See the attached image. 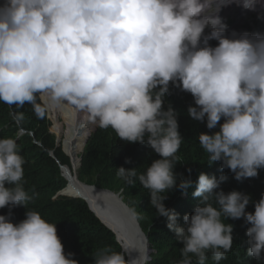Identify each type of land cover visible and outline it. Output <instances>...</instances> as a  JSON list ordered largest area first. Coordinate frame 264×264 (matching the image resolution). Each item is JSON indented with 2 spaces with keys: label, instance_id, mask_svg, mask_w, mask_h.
<instances>
[{
  "label": "clouds",
  "instance_id": "obj_1",
  "mask_svg": "<svg viewBox=\"0 0 264 264\" xmlns=\"http://www.w3.org/2000/svg\"><path fill=\"white\" fill-rule=\"evenodd\" d=\"M253 18L264 25V0H0V102L19 108L30 104L39 118L47 114L56 147L33 139L64 184L54 199H84L100 219L114 223L126 243L128 261L123 252L105 248L94 255L95 264L138 260L131 261L127 234L96 211L89 197L70 192L73 175L99 194L113 193L135 215L143 232L144 264L154 251L149 254V234L123 190L79 177L85 147L100 128L108 129L134 159L151 155L145 172L137 176L136 169L122 165L117 175L148 190L152 207L168 218L167 227L183 245L178 264H193V256L196 264H206L209 252L215 264L234 256L241 264H264V197L232 191L230 183L216 191L227 178L194 174L185 154L189 175L179 179L178 187L185 194L190 189L186 195L194 211L180 226L179 214L164 204L177 187L174 169L181 148L197 149L186 142L190 120L210 165L222 161L221 169H230L236 180H258L260 174L264 183V170L259 173L264 168V34L248 33ZM177 92L186 96L170 102ZM42 96L74 106L94 125L77 170L65 147L68 125L59 116L63 132L52 128L55 121ZM26 132L21 127L17 140L0 138V264H79L61 242L64 213L40 195V187L52 183L42 178L33 184L31 164L24 167L17 141ZM99 194H92L98 208L110 205ZM249 203L255 204L254 212L246 211ZM227 218L244 220L233 231Z\"/></svg>",
  "mask_w": 264,
  "mask_h": 264
},
{
  "label": "trees",
  "instance_id": "obj_2",
  "mask_svg": "<svg viewBox=\"0 0 264 264\" xmlns=\"http://www.w3.org/2000/svg\"><path fill=\"white\" fill-rule=\"evenodd\" d=\"M249 34H264V25L255 18L248 20ZM209 44L215 47L217 44L209 41ZM173 90L169 86V92ZM186 96L183 92L175 93L170 102H176ZM39 103V101H37ZM223 123V120L221 121ZM24 128L27 132L18 141L21 149V154L25 158V166L31 164L29 172L33 184L39 182L42 178L48 179L52 184L42 188L41 196L48 199L51 205L61 210L66 217V225L62 228L61 242L64 245L65 253H72L73 259L79 261V264H95L94 255L102 250L109 249L111 251L123 252L125 260L128 261V249L123 237L114 225L113 222L100 219L88 206L87 202L81 198L71 196H61L54 199L57 191L64 187L60 184L58 178V170L53 166L51 158L48 154L40 151L38 144L34 143V139H41L45 146L51 148L56 147L55 136L50 133L51 121L47 114L43 118L37 117L30 104H25L22 108L15 105H7L0 102V138L12 137L17 140L19 130ZM186 127V126H185ZM219 131V127L217 129ZM33 133V134H32ZM199 131L195 129L193 121L190 120L187 125L186 135L187 143H196L197 149L188 152L189 148L185 146L180 151V159L178 168L174 169L177 176V187L169 190L170 198L164 201L168 209L174 210L179 214L178 224L184 225L183 217L185 214L193 213V200L191 197L183 193L178 185L179 179L189 175L188 169L185 167V154L189 163L195 165V172L200 171L208 174L210 177L215 176L219 179L225 176L227 179L221 183L220 188L216 191L225 190L230 183L232 191H240L247 193V190L253 193L254 197L260 199L264 197V183L262 177L258 174L255 177L258 180L238 181L235 179V174L228 168L221 169L222 161H217L209 164V154L206 153L198 144ZM198 135V136H197ZM63 161L70 164L69 157L64 154L61 148ZM151 159V155L145 159H134L130 153L119 147L116 138L108 132V129H98L93 133L88 141L83 152L82 166L79 169V177L82 181L89 184H98L101 187L110 188L112 190H123L125 201L133 208L140 218L142 229L146 234H149V254L151 248L152 259L148 260L146 264H178L183 258L181 255V248L183 245L178 241L176 233L167 227L168 218L160 216L157 210L152 207L150 194L148 190H143L137 184L127 183L123 178L117 175V169L122 165L131 166L136 169L137 176L146 171V165ZM28 160V164H27ZM130 161V162H126ZM50 167V170L45 175V168ZM264 168L259 170L263 174ZM183 171V173H181ZM28 173V167H27ZM35 180V181H34ZM66 184L65 179L63 178ZM143 188V187H142ZM262 188V191H261ZM245 194V193H244ZM259 201V199H256ZM247 212L255 211V204H250L246 208ZM244 219L234 220L227 218L226 223L234 226L233 231ZM240 241L239 234L235 239V244ZM193 264H196V258L192 257ZM206 264H215L212 259L211 252L208 253ZM220 264H241L237 257L231 258L227 263L225 261Z\"/></svg>",
  "mask_w": 264,
  "mask_h": 264
},
{
  "label": "bare ground",
  "instance_id": "obj_3",
  "mask_svg": "<svg viewBox=\"0 0 264 264\" xmlns=\"http://www.w3.org/2000/svg\"><path fill=\"white\" fill-rule=\"evenodd\" d=\"M42 97L46 99L55 121V125H52V128L54 127L53 129L57 133L63 132L62 124L58 121L59 116H62L68 125L65 147L73 159V169L75 168L77 170L80 165V153H82L81 151L85 145V141L94 125L85 121L82 113H80L74 106L67 103L55 104L50 102L47 96ZM66 174L69 175L70 172L66 171ZM70 188V192L72 193H79L82 196L89 197L92 200L90 201L91 205L96 211L100 212V210H102L105 214H109L117 221L120 227L125 230L131 245V261L138 260L137 264H142L145 258L142 236H140L138 228L133 218L128 214L124 204L121 203L119 199H116V196L113 193H97L94 188L86 186L85 183H81L76 175H73L70 179ZM93 193L99 194L102 199L111 201L108 203L110 205L99 209L92 197Z\"/></svg>",
  "mask_w": 264,
  "mask_h": 264
},
{
  "label": "water",
  "instance_id": "obj_4",
  "mask_svg": "<svg viewBox=\"0 0 264 264\" xmlns=\"http://www.w3.org/2000/svg\"><path fill=\"white\" fill-rule=\"evenodd\" d=\"M100 204H105L104 202H99ZM102 214V213H101ZM103 215H105V214H103ZM108 216H109V218L111 219V220H113L116 224H117V226L125 233V235H126V232H125V230L123 229V228H121L120 227V225L117 223V221L115 220V219H113L109 214H107ZM107 215H105V216H107ZM107 216V217H108ZM132 216H133V218H134V220H135V222H136V225H137V227H138V229H139V232H140V234H143V232H142V230H141V228H140V225H139V223H138V221H137V219H136V217H135V215L134 214H132ZM126 238H127V236H126ZM127 241H128V239H127ZM131 249V248H130ZM144 261H145V259H144ZM142 264H144V263H142Z\"/></svg>",
  "mask_w": 264,
  "mask_h": 264
}]
</instances>
